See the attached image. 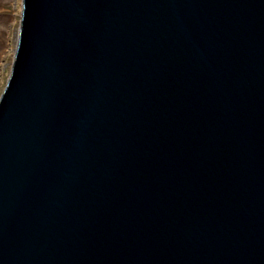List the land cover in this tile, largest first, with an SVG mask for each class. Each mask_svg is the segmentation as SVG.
<instances>
[{"label":"water","instance_id":"water-1","mask_svg":"<svg viewBox=\"0 0 264 264\" xmlns=\"http://www.w3.org/2000/svg\"><path fill=\"white\" fill-rule=\"evenodd\" d=\"M0 264H264V0H21Z\"/></svg>","mask_w":264,"mask_h":264},{"label":"rangeland","instance_id":"rangeland-1","mask_svg":"<svg viewBox=\"0 0 264 264\" xmlns=\"http://www.w3.org/2000/svg\"><path fill=\"white\" fill-rule=\"evenodd\" d=\"M20 19L21 0H0V94L12 67Z\"/></svg>","mask_w":264,"mask_h":264}]
</instances>
